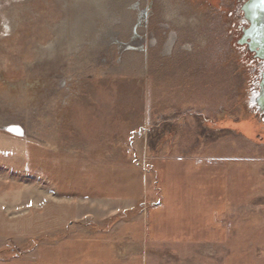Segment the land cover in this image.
I'll return each mask as SVG.
<instances>
[{
	"label": "rangeland",
	"instance_id": "374dc122",
	"mask_svg": "<svg viewBox=\"0 0 264 264\" xmlns=\"http://www.w3.org/2000/svg\"><path fill=\"white\" fill-rule=\"evenodd\" d=\"M246 1L0 0V264H264Z\"/></svg>",
	"mask_w": 264,
	"mask_h": 264
},
{
	"label": "water",
	"instance_id": "95a60500",
	"mask_svg": "<svg viewBox=\"0 0 264 264\" xmlns=\"http://www.w3.org/2000/svg\"><path fill=\"white\" fill-rule=\"evenodd\" d=\"M245 24L244 35L239 43L245 44L248 50L255 53V58L262 61L264 69V0H247L241 8ZM252 103L264 115V91L258 89L252 98Z\"/></svg>",
	"mask_w": 264,
	"mask_h": 264
},
{
	"label": "flooded vegetation",
	"instance_id": "af4514ba",
	"mask_svg": "<svg viewBox=\"0 0 264 264\" xmlns=\"http://www.w3.org/2000/svg\"><path fill=\"white\" fill-rule=\"evenodd\" d=\"M241 34H242V36L241 37H243V35H244V29H241ZM251 52V51H250ZM253 53V52H252ZM253 56H254V58H255V53H253ZM258 80H259V83H258V89H259V91L260 90H262V91H264V69H263V71L260 69V71H259V75H258Z\"/></svg>",
	"mask_w": 264,
	"mask_h": 264
},
{
	"label": "bare ground",
	"instance_id": "6f19581e",
	"mask_svg": "<svg viewBox=\"0 0 264 264\" xmlns=\"http://www.w3.org/2000/svg\"><path fill=\"white\" fill-rule=\"evenodd\" d=\"M9 127H11V126H9ZM11 129H12V131H17V133L19 132V134H20V132H23V130L19 126L15 127V125H12Z\"/></svg>",
	"mask_w": 264,
	"mask_h": 264
},
{
	"label": "built area",
	"instance_id": "2783aa9c",
	"mask_svg": "<svg viewBox=\"0 0 264 264\" xmlns=\"http://www.w3.org/2000/svg\"><path fill=\"white\" fill-rule=\"evenodd\" d=\"M260 69H261V68H260ZM258 75H259V73H258ZM258 75H256V76H255V77H256V80L258 81V82H257V84H255V86H254V87H255L254 89H256V88H257V89L255 90V93H257V91H258V83H259V80H258V79H259V78H258Z\"/></svg>",
	"mask_w": 264,
	"mask_h": 264
}]
</instances>
